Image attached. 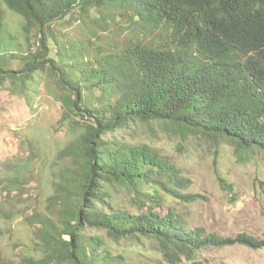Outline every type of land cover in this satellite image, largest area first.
Returning <instances> with one entry per match:
<instances>
[{
  "label": "trees",
  "instance_id": "16d2710c",
  "mask_svg": "<svg viewBox=\"0 0 264 264\" xmlns=\"http://www.w3.org/2000/svg\"><path fill=\"white\" fill-rule=\"evenodd\" d=\"M92 10L100 19L92 22ZM8 11L23 18L19 35L5 29ZM105 18L124 22L121 42L92 30L106 29ZM40 71L56 77L67 114L86 125L59 154L45 211L27 218L43 242L30 264H127L89 229L115 241L151 238L168 264H211L197 253L235 242L193 228L166 202L175 171L105 136L160 122L225 140L242 157L264 152V0H0V86L26 85ZM25 170L12 174L9 191L21 189ZM104 183L135 192L149 209L100 208ZM0 264L10 263L0 256Z\"/></svg>",
  "mask_w": 264,
  "mask_h": 264
},
{
  "label": "rangeland",
  "instance_id": "374dc122",
  "mask_svg": "<svg viewBox=\"0 0 264 264\" xmlns=\"http://www.w3.org/2000/svg\"><path fill=\"white\" fill-rule=\"evenodd\" d=\"M95 19H100V12L92 10V22ZM101 23L106 29L90 25L106 42L119 43L125 38L124 22L105 18ZM22 25L23 18L8 11L5 29L19 35ZM65 95L56 77L43 71L26 85L7 81L0 86V256L4 262L30 264L29 258L42 257L43 242H38L27 218L45 211L60 180L59 154L86 125L78 116L67 114ZM105 139L170 167L180 181L171 185L176 193L165 194L166 202L187 216L193 228L235 240L202 249L197 253L199 260L264 264V152L242 157L225 140L211 139L202 132L183 133L160 122H130ZM67 163L64 159V183L69 176ZM23 166L26 181L21 189L9 191L10 177ZM96 189L100 200L95 202L102 209L120 207L133 215L149 209L129 189L105 183ZM88 232L106 237V245L124 256L127 264H168L151 238L115 241L105 231Z\"/></svg>",
  "mask_w": 264,
  "mask_h": 264
}]
</instances>
